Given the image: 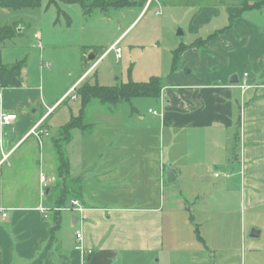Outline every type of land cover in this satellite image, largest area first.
I'll return each mask as SVG.
<instances>
[{
	"label": "crops",
	"instance_id": "crops-1",
	"mask_svg": "<svg viewBox=\"0 0 264 264\" xmlns=\"http://www.w3.org/2000/svg\"><path fill=\"white\" fill-rule=\"evenodd\" d=\"M129 2L116 8L139 6L134 20L101 54L94 48L102 47H89L91 54L78 60L84 72L46 105L40 89L24 85L27 61L0 60V72L21 67L11 74L12 84H2L0 77V110L17 114L0 145V264H242L235 214L241 222L244 210L264 205V0ZM153 6L157 16H163V7L161 29L169 24L174 35L170 64L153 74L135 63L139 80H132H163L159 97L151 98L157 108L149 107L146 115L132 101L108 104L96 98L83 106L76 92L82 83H125H100L98 75L91 81L89 71L115 51L114 45L120 47L124 34ZM110 7L115 6L104 2L83 6L82 11L87 17L95 9ZM63 13L58 11L57 21L64 17L67 26H73L72 17ZM10 26L16 35L0 43L3 48L19 34L18 24ZM35 38L43 51L41 33ZM156 38L150 43L152 54L162 45L161 33ZM127 45L133 60L137 47L146 49L131 40ZM116 56L121 54L116 51ZM42 63L48 69L53 65L45 59ZM13 96L15 102L6 100ZM68 98L76 100L80 113L71 111L70 118L66 113L58 137L51 141L50 132L42 138L28 135L39 122L49 128V118ZM89 105L91 131L82 135L79 128L73 129L64 146L68 173L58 176L61 129L73 117L87 118ZM81 135L85 143L79 145ZM4 152H10L6 160ZM75 153L79 175L71 171ZM87 155L93 159L85 167ZM47 161L51 174L45 169ZM167 166L175 172L172 182L166 180ZM206 173L211 183L204 181ZM64 189L80 195L68 198L65 207L78 199L84 212L54 210Z\"/></svg>",
	"mask_w": 264,
	"mask_h": 264
},
{
	"label": "rangeland",
	"instance_id": "rangeland-1",
	"mask_svg": "<svg viewBox=\"0 0 264 264\" xmlns=\"http://www.w3.org/2000/svg\"><path fill=\"white\" fill-rule=\"evenodd\" d=\"M63 10L67 11V14L74 20L73 26L68 27L64 17H60L59 21H57L58 11L62 16H65ZM161 10V15L163 16H157L156 7H151L145 16L135 22L124 34L123 38L125 39L119 44L122 49V51H120L121 57L117 59L116 50L112 52L109 51L100 65L96 69L89 71L91 73L88 75V78L92 81L94 77L98 75L100 83L112 85L121 81L128 82L131 79L139 80V69L141 68H148L150 72L157 74L160 73L163 68L169 67L170 50L174 35L168 30L169 24L165 25L162 31L160 23L165 16V11L163 7ZM139 12V6H131L128 8L110 7L105 11L95 9L92 14H87L86 17L80 3L66 0H41V4L38 6L20 9L0 7V27L18 24L17 31L19 33L11 42L8 41V43L10 42L8 47L3 48L0 44V60L3 63L10 64L16 63L22 59H24L25 62L27 61L23 74V80L25 81L24 85L34 86L40 89L42 92V99L46 105L52 98L58 97L66 87H69L74 77L84 72L85 66L82 64L79 65L78 60L79 58L85 59L86 56L91 54L89 47H102L103 49L94 48L96 52L101 54L120 36ZM177 30L176 28L175 32H177ZM36 32H40L42 35L41 44L43 45V51L37 46L39 40L35 38ZM160 33L162 37L161 49H158V53L152 54L154 46L150 45V43H154V41L158 39L156 38L157 35ZM129 40H131V42L143 43L146 47V49L142 47L136 48V58L134 60L132 57L128 58L127 56V43ZM91 50H93V47ZM42 59L52 62L53 65L50 69L44 68L45 64L42 63ZM135 63L136 67L139 69H134L133 72ZM147 79L149 80V78ZM1 89L4 88L1 87ZM151 98L152 97H135L132 99V102L136 107L141 109L140 111L148 115L147 110L149 107H153L152 109L157 108L154 103L155 100ZM2 100L4 101L3 93ZM6 100L15 102L17 97H7ZM74 101L76 102V100L68 98L49 118L48 124L50 127H47L50 132L49 140L52 141L59 136L60 127L65 122L63 117H65L67 112H69V118L71 111L73 115H78L80 113V110L76 107V104H78L77 102L71 105V102ZM124 102H129L131 104V101L128 100ZM123 106L125 108L128 107L126 104ZM92 107L93 105H89L87 108V111L89 110L88 117L86 118L87 122H91L90 112ZM70 108H72V110H70ZM39 113H41V111H39ZM123 116H125L124 113ZM78 131H80L82 135L85 134L81 129H78ZM82 135L79 145L85 143L82 139ZM236 152L240 160V151L238 148ZM72 158L73 166L71 171L79 175L80 164L78 162L77 153L72 154ZM91 159L93 158L89 155L85 156L83 166L86 167ZM48 163V161L47 163L45 162V169L51 174L53 171L50 170L52 164ZM216 165L218 168L222 167L220 164ZM238 169L240 171V164ZM66 174L67 173L63 176ZM235 179L236 182L241 184L242 178L240 176ZM207 180L209 183L212 181L208 173H206L204 177V181L208 182ZM184 181L187 183V180L184 179ZM60 182L63 183L62 180H60ZM182 183V181L178 184L176 183L178 191L182 189ZM69 192L72 191L69 190ZM100 193L104 196L107 194L105 186H101ZM234 198L237 199L235 195ZM169 206L170 204H168V209ZM53 207L55 210L56 205ZM65 208L72 209L71 203L70 206ZM65 208L63 207L62 209ZM239 222L240 215L236 213L233 227L236 231V235L238 231H240L242 264H264V205L256 209L244 210L240 225ZM254 229L260 231L259 236H252V231ZM225 252L227 251L225 250ZM225 264L229 263L226 262Z\"/></svg>",
	"mask_w": 264,
	"mask_h": 264
},
{
	"label": "trees",
	"instance_id": "trees-1",
	"mask_svg": "<svg viewBox=\"0 0 264 264\" xmlns=\"http://www.w3.org/2000/svg\"><path fill=\"white\" fill-rule=\"evenodd\" d=\"M69 2H78L82 7H99L104 2L113 5L115 7L127 6L130 4L129 0H66ZM41 4V0H0V7H5L9 9H20L24 7H35ZM16 35V30L10 26L0 27V43H3L13 36ZM3 45V44H2ZM21 67H14L11 70L0 72L1 82L4 85H9L14 83V71L20 70ZM163 87V80L160 77H152L147 82H135L132 79L125 83H119L114 86H101L98 84H89V82L82 83L76 90L79 95L83 106H87L93 99H98L102 103L117 104L120 101H132L135 97H159L161 88ZM79 128L85 133L90 132L92 125L87 122L85 116L73 117L68 123H66L62 129L63 144L59 145V168L58 176H63L68 173L69 162L67 152L64 146L72 138L73 129ZM60 140V141H61ZM63 192V191H62ZM71 196L80 198L78 191L69 192V190L64 189L62 196L57 199L56 212L62 207H65L67 199Z\"/></svg>",
	"mask_w": 264,
	"mask_h": 264
},
{
	"label": "built area",
	"instance_id": "built-area-1",
	"mask_svg": "<svg viewBox=\"0 0 264 264\" xmlns=\"http://www.w3.org/2000/svg\"><path fill=\"white\" fill-rule=\"evenodd\" d=\"M113 50H116L117 51V54L118 56L120 55V51H121V48L114 45L112 47ZM243 86H245V84H243ZM151 112L153 114H159L158 111L156 110H151ZM17 119V114L16 113H9V112H5L3 110H0V145L2 146L3 145V135L5 134V128L9 125H11L15 120ZM49 135V130L47 127L43 126L41 122H39L38 124H36L32 130L30 131V133L28 135H32L34 137H40L42 138L43 135ZM10 152H4L3 154V160H6L9 156ZM217 176L219 175L218 173L216 174ZM43 179H44V176H43ZM70 203H71V208L72 209H75L77 211H81V212H84L85 208L84 206L82 205V203L78 200V199H71L70 200ZM62 209V208H61ZM60 209V210H61ZM0 211H3L2 208H0ZM7 213H4L3 216H6ZM77 238L79 240L82 239V234L81 232H78L77 233ZM78 249L80 250H83V247L81 245H78L77 246ZM91 252V251H89Z\"/></svg>",
	"mask_w": 264,
	"mask_h": 264
},
{
	"label": "water",
	"instance_id": "water-1",
	"mask_svg": "<svg viewBox=\"0 0 264 264\" xmlns=\"http://www.w3.org/2000/svg\"><path fill=\"white\" fill-rule=\"evenodd\" d=\"M232 81H235V80H232ZM175 179H176V176H175L174 170L170 166H167L166 180L168 182H172ZM258 235H259V232L258 231H253L252 232V236H258Z\"/></svg>",
	"mask_w": 264,
	"mask_h": 264
}]
</instances>
